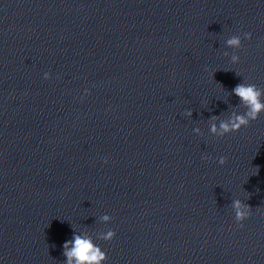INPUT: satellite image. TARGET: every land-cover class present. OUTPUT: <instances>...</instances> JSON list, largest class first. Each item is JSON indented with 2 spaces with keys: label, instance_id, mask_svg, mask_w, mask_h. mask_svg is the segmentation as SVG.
Masks as SVG:
<instances>
[{
  "label": "clouds",
  "instance_id": "clouds-1",
  "mask_svg": "<svg viewBox=\"0 0 264 264\" xmlns=\"http://www.w3.org/2000/svg\"><path fill=\"white\" fill-rule=\"evenodd\" d=\"M244 38L250 39L251 33H244ZM226 45L232 49H239L242 46L241 37L239 35L231 36L226 40ZM224 55L229 54L224 53ZM231 62L238 63L239 56L232 54ZM44 78L49 79L50 74L45 73ZM232 94L239 98L240 104L245 108V111L243 113L233 112L227 120L210 123L209 131L216 137L239 132L243 127L249 126L250 122L257 120L264 113V89L259 88L256 84L241 82L232 89ZM185 115L191 117L192 111L186 112ZM211 120L217 121L218 117L213 116ZM194 131L200 134L199 128L194 129ZM204 159H207V157L205 156ZM218 163L224 165L226 157H220ZM232 208L235 213V220L242 227L241 222L250 216L251 207L236 199L232 202ZM102 219L107 222L111 217L105 215ZM114 236L115 232L109 230L103 233L99 239L110 241ZM63 249V255L66 257L65 264H104L107 260L106 253L87 234H74L72 240L64 243Z\"/></svg>",
  "mask_w": 264,
  "mask_h": 264
}]
</instances>
